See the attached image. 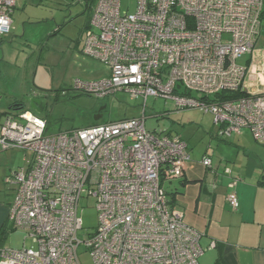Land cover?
Returning a JSON list of instances; mask_svg holds the SVG:
<instances>
[{
	"label": "built area",
	"instance_id": "2783aa9c",
	"mask_svg": "<svg viewBox=\"0 0 264 264\" xmlns=\"http://www.w3.org/2000/svg\"><path fill=\"white\" fill-rule=\"evenodd\" d=\"M17 1L0 0V41L12 31ZM123 1L99 0L86 31L84 55L109 76L77 81L74 91L96 99L123 92L144 102L143 114L58 135H48L31 110L6 114L0 150L32 154L6 180L15 187L9 227L32 246L1 249L0 264H81V249L93 264H199L202 234L172 209L164 189L185 176L188 146L147 131L150 98L212 114L219 137L248 132L264 146V61L238 65L255 52L264 0H127L134 13L123 11ZM253 81L259 85L248 86ZM235 185L227 201L236 212ZM89 200L99 216L87 238L80 211Z\"/></svg>",
	"mask_w": 264,
	"mask_h": 264
},
{
	"label": "rangeland",
	"instance_id": "374dc122",
	"mask_svg": "<svg viewBox=\"0 0 264 264\" xmlns=\"http://www.w3.org/2000/svg\"><path fill=\"white\" fill-rule=\"evenodd\" d=\"M98 1L18 0V33L9 39L7 35V41L0 48V132L6 122V114L20 104L31 110L30 101L35 97L45 104L43 114L37 116L47 122L48 135L70 133L97 123L142 116L144 102L132 99L126 93L96 99L74 91L77 81H101L110 73L105 65L83 53L88 29L86 26L90 23ZM122 6L123 11L130 8L131 13L135 12L134 1L124 0ZM262 61L264 18L262 34L253 56H243L238 59V65L253 67ZM257 85L259 83L256 81L248 84L250 87ZM192 95L196 99L202 98L198 93ZM145 109L148 132L181 136L195 144L198 150L209 146L207 137L210 131L218 134L213 115L200 109L178 112L172 101L154 98L148 100ZM31 160L32 154L28 152L0 150V180L3 186L11 190V186L6 184L7 178L17 169L30 165ZM164 189L169 191L171 186L164 183ZM80 215L84 227L80 235L88 238L98 226L99 215L95 201L84 202ZM6 245L14 250H20L24 245L29 248L32 246L30 239L21 230L12 232ZM80 262L93 264L90 253L85 249L80 251Z\"/></svg>",
	"mask_w": 264,
	"mask_h": 264
},
{
	"label": "crops",
	"instance_id": "0c3cea01",
	"mask_svg": "<svg viewBox=\"0 0 264 264\" xmlns=\"http://www.w3.org/2000/svg\"><path fill=\"white\" fill-rule=\"evenodd\" d=\"M17 9L16 6L7 39L18 33ZM6 37L0 41V48ZM95 125L99 123L92 126ZM170 136L186 142L190 162L185 176L166 182L171 189L165 191L172 209L202 234L200 245L205 252L199 264H264V146L248 132L221 138L210 131L209 146L202 150L181 136ZM205 159H211L210 168L203 165ZM234 182L240 203L236 212L227 201ZM14 197L15 187L8 190L0 180V250L9 248L6 242L16 231L9 227Z\"/></svg>",
	"mask_w": 264,
	"mask_h": 264
},
{
	"label": "water",
	"instance_id": "95a60500",
	"mask_svg": "<svg viewBox=\"0 0 264 264\" xmlns=\"http://www.w3.org/2000/svg\"><path fill=\"white\" fill-rule=\"evenodd\" d=\"M30 109L31 111L40 115V114H43L45 110V104L43 103L41 99H38L35 97L30 101Z\"/></svg>",
	"mask_w": 264,
	"mask_h": 264
},
{
	"label": "trees",
	"instance_id": "16d2710c",
	"mask_svg": "<svg viewBox=\"0 0 264 264\" xmlns=\"http://www.w3.org/2000/svg\"><path fill=\"white\" fill-rule=\"evenodd\" d=\"M89 26H90V23H89L87 28H89ZM240 96H243V94L242 93H238V95L235 96V97H240ZM224 98H234V96H230V95L226 94V97H224ZM12 110H13L12 112H23V111H27L28 109H26L25 106H18V107L14 106ZM47 128H48V124H47Z\"/></svg>",
	"mask_w": 264,
	"mask_h": 264
}]
</instances>
